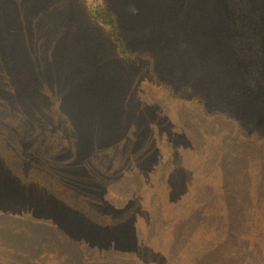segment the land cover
Segmentation results:
<instances>
[{"label": "rangeland", "instance_id": "obj_1", "mask_svg": "<svg viewBox=\"0 0 264 264\" xmlns=\"http://www.w3.org/2000/svg\"><path fill=\"white\" fill-rule=\"evenodd\" d=\"M108 1L123 24L121 29L128 47L149 50L160 56L158 70L161 77L183 90L186 96H191L192 92L185 88L191 87L194 93L207 99L209 110L229 111L242 119L249 130L264 132V11L241 15V4L237 0ZM44 2L50 8V3H55L49 12L57 17L50 18L52 27H46L43 32L57 37L53 23L62 22L61 33H67L68 39L71 37L74 41L72 53L75 58L59 62L71 68L68 77L70 94L61 90L62 100L52 105L51 111L42 112L43 118L36 116V111L28 117V122L36 120L23 130L31 146L38 138L35 129L47 132L43 134L42 144L50 135V145L60 146L66 156L72 158L73 145L81 144L78 153L84 158L82 172L94 173L93 176L106 188L116 185L114 188L120 189L125 188L122 183H128L127 179L134 175L139 180L135 192L140 193L142 209L150 211L152 207L161 208L164 213L182 210V205L193 203L188 194L196 195L211 184L216 187L212 190L217 191L225 186V180L238 185L230 176L236 174L229 165L232 156H221L225 151L229 155L231 147L235 149L241 128L234 121L223 118L215 122L194 105L171 98L168 89L155 87L145 61L124 60L117 56L102 32L85 22L78 0H65L59 4L61 7L56 4L59 0H0V16L11 4L15 10L40 13L48 8ZM89 2L95 5L98 0ZM45 22L47 18H42V25ZM63 22L68 25L64 27ZM4 27L5 23L0 20V31ZM21 27L24 28L23 24ZM177 37L191 42L184 45L183 52L179 51L180 45L177 50L173 49ZM81 42L85 46H80ZM255 42L259 45L253 52ZM189 45L197 50L190 53ZM252 52L255 57L250 55ZM82 53H85L84 57H80ZM202 61L210 63V67H202ZM61 116H68L73 122H67ZM9 144L0 138L3 156L14 155L12 148L6 147ZM93 147L95 152L92 153ZM248 152L257 157L251 148ZM257 155H264V151L258 150ZM33 168H29L30 179L47 183L44 171ZM246 189L252 194L250 191L257 187ZM50 190L69 202L74 198H80L82 202L81 193L92 194L85 189L78 195L55 175L54 180L50 179ZM231 190L235 192L233 188ZM116 191L107 192L105 197H115ZM263 191L262 187L261 196ZM172 194H176L174 198L178 203L170 198ZM24 202L29 209V201ZM88 206L87 203L86 209L91 211ZM3 217L4 210L0 208V264H87L80 254L84 252L81 248H85V244L74 241L81 235L76 231L87 232L82 221L71 225L64 219L48 218L49 215L38 211L33 219L37 224L13 222L20 230L13 240L12 224L2 220ZM158 217L159 223H155L151 231L154 235L162 233L165 224L171 221L165 214ZM149 223L147 219L138 220L140 232L144 234ZM38 224H46L50 229L43 231ZM68 238L73 241L68 242ZM144 238L147 246L142 244V247L147 248L140 253L138 261L150 264V260H156V251L160 247L151 237ZM106 255L116 258L114 252ZM188 260L189 255L180 253L174 255L172 262L167 260L164 264H188Z\"/></svg>", "mask_w": 264, "mask_h": 264}, {"label": "trees", "instance_id": "obj_2", "mask_svg": "<svg viewBox=\"0 0 264 264\" xmlns=\"http://www.w3.org/2000/svg\"><path fill=\"white\" fill-rule=\"evenodd\" d=\"M64 1L59 0L56 4ZM237 1L241 4L239 12L241 15L248 13L256 15L264 11V0ZM78 2L85 22L102 32L112 44L117 56L124 60L145 61L149 69L148 76L155 87L168 89L171 98L194 105L205 117L215 122L223 118L234 121L241 128L240 134L236 136V141H239L235 149L231 147L229 155L225 151L221 156H232L229 165L236 174L232 173L233 176H230L238 185L227 183L225 180L223 183L225 186L217 191L212 190L216 187H212L211 184L210 187H205L209 191L203 189L196 195L188 194L193 205H182V210L164 213L163 209L152 207L154 211H150L142 209L144 206L140 200V193L135 192L139 180H136L134 175L127 179L128 183H122L125 188L120 189L114 188L116 185L106 188L100 183L99 178L93 176L94 173L91 175L82 172L84 158L82 159L78 153L81 144L73 145L72 158L66 156L60 146L50 145L48 140L50 135L46 138V143L42 144L43 134L47 132L35 129L38 138L31 146L28 136L23 131L31 122H28V117L36 111V116L43 118L42 112L51 111L50 107L62 100L63 96L60 97L59 94L61 90L70 94L68 77L72 73L71 68L59 62L75 58L72 53L74 41L71 37L68 39L67 33H61L62 22L58 25L53 23L57 37H53V33L50 35L43 32L46 27L51 26L50 18L57 17L49 12L55 3H50L52 5L50 8L49 4L44 2L48 8L45 7L40 13L15 10L11 4L8 11L0 16V20L5 23V27L0 31V128L4 127L0 130V138L4 143H10L6 147L12 148L14 155L11 157L5 155V158L0 151V208L4 210L2 220L12 224L14 234L12 239L15 240L20 233L14 225L31 222L37 224L33 219L35 213L39 211L49 215L48 218L59 217L58 219H64L71 225L82 221L81 224L85 225L87 232L76 231L81 235L74 241L85 244V248H81L84 252L81 251L80 254L87 264H146L138 261L140 253L143 254L147 248L142 247V244L147 246L144 237H151L160 247L156 251V260H150V264H164L167 260L172 262L174 255L180 253L189 255L188 264H264V191L263 196L259 194L262 187L264 188V155H257L258 150L264 151V132L249 130L242 119L229 111L209 110L207 99L199 93H194L191 87H184L186 91L192 92L191 96H186L183 90L177 89L161 77L158 70L160 56L153 55L149 50H134L128 47L121 29L123 24L108 0H98L95 5L89 0ZM36 3L34 2V5ZM42 18H47L44 25ZM15 19L18 21H14ZM63 23L64 27L68 25ZM22 24L24 28L21 27ZM12 29L20 31L12 33ZM174 43L173 49L177 50L180 45L179 51L183 52L184 45L191 42L184 37H177ZM257 45L259 42L252 45L253 49ZM80 46L85 44L81 42ZM189 47L192 48L190 53L197 50L191 45ZM255 51L254 49L253 52ZM253 52L250 55L255 57ZM84 56L85 53L80 55ZM203 61L202 67L208 69L211 64ZM63 117L67 122H73L68 116L60 118ZM32 134L37 136L36 132ZM72 137L74 138L73 134ZM248 148L256 153V158L251 156L252 152H248ZM94 149L95 147L91 148L92 153L95 152ZM30 166L36 171L38 169L44 171L47 183L31 180ZM54 175L60 182L68 184L78 195L85 189L92 194L81 193L82 202L80 198H74L75 200L69 202L64 196L50 190V179L54 180ZM246 187L253 189L257 187V190H251L253 193L250 194L247 193ZM231 188L235 192H232ZM114 189L117 190L115 197H105L107 192ZM175 195L172 194L170 198L178 203ZM24 201H29V209ZM87 203L91 211L86 209ZM164 214L171 221L165 224L162 233L154 235L151 231L154 230L155 223H159L158 216L164 217ZM175 218L177 220L173 222ZM140 219L150 220L144 234L137 227ZM45 225L37 226L43 231H48L50 228ZM70 241L73 240L68 242ZM68 244L70 246V243ZM150 251L154 253L153 250ZM109 252H114L117 259L106 255ZM160 259L162 262H159Z\"/></svg>", "mask_w": 264, "mask_h": 264}]
</instances>
